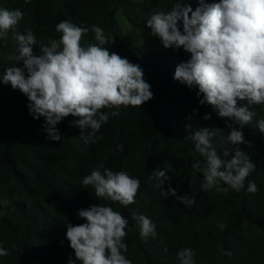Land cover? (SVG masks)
<instances>
[{"label":"trees","instance_id":"16d2710c","mask_svg":"<svg viewBox=\"0 0 264 264\" xmlns=\"http://www.w3.org/2000/svg\"><path fill=\"white\" fill-rule=\"evenodd\" d=\"M177 3L191 4L193 10L197 7V0H0V7L20 9L24 14L16 29L9 30L8 39L0 40V76L15 63L11 56L17 32L31 30L37 39L33 51L39 54L42 43L59 39L62 34L56 32V25L67 20L81 27L97 25L113 37L115 43L104 47L139 64L154 94L141 107L121 106L119 114L109 115L96 133L101 138L86 144L80 135L87 136L89 130L76 126L79 118L71 115L56 126L61 140L48 139L45 120L29 114L27 97L10 84L0 83V199L11 202L6 208L0 205V247L10 253L0 256V264L75 260L66 239L67 224L84 223L78 210L100 203L120 211L129 221L123 240L128 251L123 254L132 264H181L177 252L186 247L195 250L196 264H264V133L257 127L264 119V105L249 109L255 115L241 129L245 143L239 148L255 164L245 188L228 193L204 191L203 175L192 167L203 158L194 150L192 132L185 125L217 127L227 134L232 122L219 117L211 106L200 105L198 89L174 80L176 66L189 59L183 49L147 53L129 47L122 38L120 17L137 29L151 31L147 28L151 15L169 11ZM179 26L182 31V21ZM95 43L91 31L82 36V46ZM194 109L195 118L187 120ZM207 113L211 119L205 121ZM97 168L126 171L138 178L141 186L135 203L125 208L99 200L91 186L85 188L82 178ZM159 171L168 178H161L165 192L171 187L178 196H195V203L188 207L176 196L164 198L157 187L161 180L152 175ZM248 180L256 183L255 193L247 192ZM133 214L152 220L157 236L145 241ZM220 223L226 225L223 231Z\"/></svg>","mask_w":264,"mask_h":264},{"label":"clouds","instance_id":"9594fccd","mask_svg":"<svg viewBox=\"0 0 264 264\" xmlns=\"http://www.w3.org/2000/svg\"><path fill=\"white\" fill-rule=\"evenodd\" d=\"M23 15L20 9L0 7V40L8 39L9 30L16 29ZM147 28L165 49H183L190 54L187 61L176 66L174 80L190 89H198L196 95L202 97L200 105L211 106L219 117L232 122L227 134L217 127L185 125L192 132L194 150L203 158L192 165L203 175L202 190L241 191L255 170L250 157L239 148L245 143L241 129L250 124L255 115L249 109L264 105V0L211 3L197 0L195 10L191 4L182 7L177 3L169 11L151 15ZM55 30L62 35L47 44L42 43L39 54L33 51L37 44L33 32H17L11 56L15 63L0 76V83L10 84L27 97V108L33 119L44 118L48 139L61 140L62 134L56 126L69 115L79 118L76 126L89 130L87 136L80 135L86 144L100 139L96 133L108 122L109 115H118L121 106L141 107L153 98L144 69L104 47L115 41L101 27H81L63 20ZM89 31L94 33L97 43L82 46V36ZM20 62L22 66H17ZM105 108L116 111L102 112ZM195 115L194 109L186 119L192 121ZM203 119L210 120L211 113L205 114ZM257 127L264 133V119L257 122ZM218 134L221 135L216 141ZM152 175L160 180L168 179L163 171ZM162 184L163 180L157 187H161L164 198L176 196L188 207L195 203V196H178L171 187L165 192ZM82 185L91 186L99 200L119 203L125 208L135 203L141 186L140 180L126 171L104 169L101 172L99 168L84 176ZM246 190L255 193L256 183L248 180ZM10 203L0 199V205L5 208ZM78 217L84 223L67 224L66 239L75 255V260L69 257L68 264H76V261L79 264H132L123 254L128 251L123 240L129 221L120 211L100 203L78 210ZM132 218L138 221L140 236L145 241L157 236L156 225L147 216L133 214ZM218 227L223 231L226 225L220 223ZM9 254L0 247V256ZM225 255L232 254L226 252ZM177 257L181 264H196L195 250L191 247L180 249Z\"/></svg>","mask_w":264,"mask_h":264},{"label":"rangeland","instance_id":"374dc122","mask_svg":"<svg viewBox=\"0 0 264 264\" xmlns=\"http://www.w3.org/2000/svg\"><path fill=\"white\" fill-rule=\"evenodd\" d=\"M120 24L123 29L122 38L129 47L140 48L147 53H159L165 49L160 40L150 34L151 31L137 29L123 17H120ZM185 54L190 58L189 53Z\"/></svg>","mask_w":264,"mask_h":264}]
</instances>
